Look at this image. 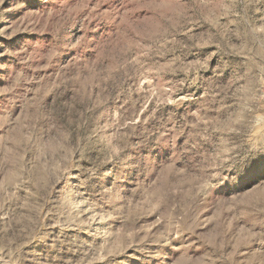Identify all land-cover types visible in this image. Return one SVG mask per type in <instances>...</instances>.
Segmentation results:
<instances>
[{
    "label": "rangeland",
    "instance_id": "374dc122",
    "mask_svg": "<svg viewBox=\"0 0 264 264\" xmlns=\"http://www.w3.org/2000/svg\"><path fill=\"white\" fill-rule=\"evenodd\" d=\"M0 264H264V0H0Z\"/></svg>",
    "mask_w": 264,
    "mask_h": 264
}]
</instances>
